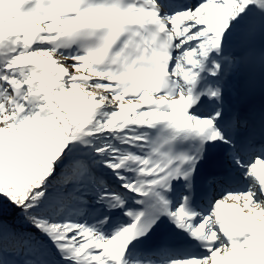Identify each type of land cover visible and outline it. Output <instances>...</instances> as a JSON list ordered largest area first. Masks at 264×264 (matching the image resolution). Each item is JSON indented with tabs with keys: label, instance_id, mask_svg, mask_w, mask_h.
<instances>
[{
	"label": "snow or ice",
	"instance_id": "6c2138e0",
	"mask_svg": "<svg viewBox=\"0 0 264 264\" xmlns=\"http://www.w3.org/2000/svg\"><path fill=\"white\" fill-rule=\"evenodd\" d=\"M0 264H264V0H0Z\"/></svg>",
	"mask_w": 264,
	"mask_h": 264
},
{
	"label": "trees",
	"instance_id": "16d2710c",
	"mask_svg": "<svg viewBox=\"0 0 264 264\" xmlns=\"http://www.w3.org/2000/svg\"><path fill=\"white\" fill-rule=\"evenodd\" d=\"M9 219L11 220L12 218L10 217Z\"/></svg>",
	"mask_w": 264,
	"mask_h": 264
}]
</instances>
